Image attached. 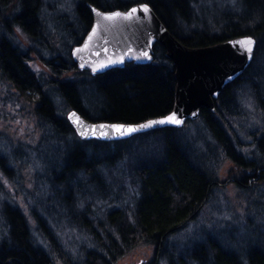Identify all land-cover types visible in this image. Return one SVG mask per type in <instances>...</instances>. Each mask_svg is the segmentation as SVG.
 Segmentation results:
<instances>
[{"label":"trees","instance_id":"obj_1","mask_svg":"<svg viewBox=\"0 0 264 264\" xmlns=\"http://www.w3.org/2000/svg\"><path fill=\"white\" fill-rule=\"evenodd\" d=\"M141 1L184 45L207 46L250 35L256 40L254 56L223 87L213 112L202 107L198 118L181 128L163 127L112 141L78 139L65 117L69 109L89 121L136 123L173 108L175 68L158 43L152 62L125 63L94 76L77 70L70 57L71 46L90 28V5L109 11ZM74 2L75 27L53 29L57 48H48L40 24L45 1L0 0L5 93L15 97L12 101L35 104L38 126L56 144L49 161H43V154L34 159L43 173L49 170L48 198L56 211L40 203L44 216H35L37 226L31 230L23 208L3 199L0 264H117L140 247L153 251L150 264L157 257L165 264H264V222L258 223L264 218V189L257 185L264 182V0ZM36 46L51 54L44 61L48 79L27 63L37 57ZM246 97L260 115L254 129L240 120V101ZM4 160L16 161L0 154V178H10L13 167ZM227 162L230 170L221 179ZM228 185L244 200L241 236L219 219L231 213L227 205L215 202ZM63 224L82 236L74 256L58 240L56 228ZM188 227L191 231L178 237Z\"/></svg>","mask_w":264,"mask_h":264},{"label":"water","instance_id":"obj_2","mask_svg":"<svg viewBox=\"0 0 264 264\" xmlns=\"http://www.w3.org/2000/svg\"><path fill=\"white\" fill-rule=\"evenodd\" d=\"M145 7L147 12L144 11ZM132 9H136V12L129 16ZM90 11L92 22L89 30L80 43L70 48V57L77 70H86L94 76L114 67L120 68L124 63H150L153 60V45L158 43L175 68V103L169 113L148 117L136 123L89 121L75 109H69L65 117L78 139L112 141L163 127L181 128L185 121L198 118L200 108L213 112L214 100L223 87L239 77L254 56L256 40L250 35L232 37L207 46L184 45L161 23L147 2L141 1L126 9L109 11L90 5ZM247 39L253 42L250 53L236 43ZM172 114L182 122L140 127ZM76 118H79L80 123L75 122ZM129 128L138 130L121 135V132ZM82 132H87V135H82Z\"/></svg>","mask_w":264,"mask_h":264},{"label":"rangeland","instance_id":"obj_3","mask_svg":"<svg viewBox=\"0 0 264 264\" xmlns=\"http://www.w3.org/2000/svg\"><path fill=\"white\" fill-rule=\"evenodd\" d=\"M43 1H45V3H42L43 13L42 20L40 21L41 28L43 29L42 34L45 36L43 39L47 40L46 46H48V48H57V37L55 33H52L53 29L57 30V28L75 27L77 21V17L73 10V4L75 2L74 0ZM64 31L62 32L61 37L64 36ZM21 35L22 34H20V36ZM22 36L21 39H23ZM58 43L59 45L64 44V42L60 40ZM36 48L39 50L37 53L38 58L33 55L34 57L31 66L34 68L35 73L43 74V78L48 79L49 68L44 61L45 58L51 57V54L48 51L41 49L39 46H36ZM74 77L78 78V75H74ZM6 87L5 82L1 79L0 154L9 160L13 157L16 162L15 165H13L11 162L7 163L6 160L3 161L4 164H10L13 169L10 170V178L6 176L0 178V205L1 201L7 198L14 206L23 208L25 217L28 219V224L32 228L31 230H35L37 226L35 216H44V211L42 207H40V203H47L49 206L48 210L51 209L52 212H55L56 208L52 206V199L48 198L49 195L51 196L49 190L50 186L46 180L49 170L47 169L45 170V173H43V170H40V167L34 163V159L37 155L43 154V161H49L48 157L49 155H52V153L54 154L56 144L47 140V135L38 126L37 118H35V104H31L23 99H14L12 101V98L15 97L13 95H6ZM52 95L55 104H57L58 97L54 94ZM240 104L244 109V116L240 119L242 120L241 122L249 129L258 127V124L261 122L260 115L253 107L250 99L247 98L245 102L240 101ZM230 167V163H225V166L222 167L219 174L221 179L227 177V172L230 170ZM257 185L259 186V190L262 189V192L264 189V182H260ZM219 198L220 199L217 198L215 201L219 204L218 206L223 207L224 205H227L229 208L228 213L231 212L228 218L220 216L219 214V219H221L220 221L222 222V225L224 224L228 228H235L241 236L244 234V231L241 229L242 224L244 223L241 219V211L243 210L241 203H244L242 196L238 193L235 187L228 185L223 193L220 194ZM209 213L210 212L207 213L206 217ZM263 222L264 218L262 222L258 221V223ZM191 228L192 227H188L181 235H178V237L184 238V236L191 231ZM56 229L59 233L58 240L61 243L62 249L69 250L70 254L74 256L75 248L82 240L79 231L75 228L67 227L64 224L58 226ZM261 229L263 231L264 226L261 227ZM153 258V251L147 247H140L121 258L117 264H150ZM56 264H61V262L56 261ZM153 264H165V262L162 260L160 261L157 257Z\"/></svg>","mask_w":264,"mask_h":264},{"label":"snow or ice","instance_id":"obj_4","mask_svg":"<svg viewBox=\"0 0 264 264\" xmlns=\"http://www.w3.org/2000/svg\"><path fill=\"white\" fill-rule=\"evenodd\" d=\"M144 11L147 12L148 9L145 7L144 8ZM136 12V9H132L128 15L131 16L133 13ZM115 15H119V14H115ZM236 43L240 44L241 47H245L247 49V51L250 53L251 52V45H252V41L251 39H247L245 41H237ZM75 114H73L74 116ZM76 123H80L79 121V118H76ZM182 121H180L179 119L176 118V115L175 114H172L171 116L169 117H166L165 119L163 120H158V121H151L149 122V124L147 125H141L140 127L143 128V127H151L153 124H164V123H175V124H180ZM103 127V126H101ZM138 129L136 128H129V129H126L125 131L121 132V135H124L126 134L127 132H132V131H137ZM82 135H87V132H82L81 133Z\"/></svg>","mask_w":264,"mask_h":264},{"label":"flooded vegetation","instance_id":"obj_5","mask_svg":"<svg viewBox=\"0 0 264 264\" xmlns=\"http://www.w3.org/2000/svg\"><path fill=\"white\" fill-rule=\"evenodd\" d=\"M17 31L20 32L19 30H16V29H15V32H17ZM35 56H36V55H35ZM33 57H34V56H33ZM33 57H32V58H33ZM31 62H32V60H31V58H30V61L27 62V63L30 64V66H31ZM1 79H3L4 82L6 81L5 78H4V76H3V75L1 74V72H0V81H1Z\"/></svg>","mask_w":264,"mask_h":264},{"label":"bare ground","instance_id":"obj_6","mask_svg":"<svg viewBox=\"0 0 264 264\" xmlns=\"http://www.w3.org/2000/svg\"><path fill=\"white\" fill-rule=\"evenodd\" d=\"M124 64H125V63H124ZM124 64H123V65H124Z\"/></svg>","mask_w":264,"mask_h":264}]
</instances>
